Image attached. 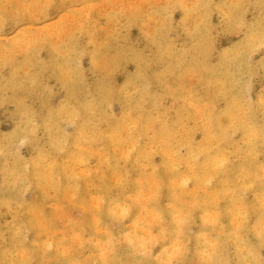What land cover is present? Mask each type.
<instances>
[{
    "label": "bare ground",
    "instance_id": "1",
    "mask_svg": "<svg viewBox=\"0 0 264 264\" xmlns=\"http://www.w3.org/2000/svg\"><path fill=\"white\" fill-rule=\"evenodd\" d=\"M50 5L70 7L66 14L61 12V18H69L67 28L53 25V20L30 25L37 11L45 18ZM212 7L213 0H0V35L7 25L21 30L11 40L0 39V102L14 101L21 117L11 135L0 137V203H8L24 182L33 183L46 201L28 203L13 213L5 227L9 247L0 249V264H221L228 245L234 247L237 264H264L257 249L264 244V164L247 169L264 148V120L256 119L261 107L264 113V98L246 93L252 89L248 74L253 72L247 50L256 34L264 33V0H222L217 6L233 28L243 22L246 8L260 13L254 23H242L247 28L242 46L233 49L232 58L222 53L217 66L209 62ZM176 10L181 13L177 26ZM134 26L145 47L127 41L124 29ZM172 29L184 41L180 49L168 35ZM82 53L89 54L99 74L95 95L84 78ZM130 61L137 65L127 76L135 94L125 92L123 115L116 120L110 113L117 93L114 79ZM46 72L65 88L66 101L58 107L51 106L42 86ZM155 87L164 93L157 94ZM38 89L45 92L41 99L46 116L40 123L38 111L28 102ZM166 93L188 99L209 119L206 128L202 126L204 142L183 138L188 157L177 158L176 151L163 149L173 143L172 128L165 126L154 139L121 148L125 133L134 137L136 129L148 128L152 108ZM221 97L228 105L215 113ZM39 124L49 133L51 150L25 162L16 149L29 141ZM85 127L92 128L90 134L83 132ZM236 129L246 136L244 156L240 153L237 163L223 148ZM213 138L218 141L215 150ZM115 151L131 167L139 165L132 182L125 183L123 177L132 172L129 165L116 170ZM60 152L68 161L58 158ZM157 153L162 162L154 166ZM12 157L15 161L9 164ZM92 160L95 166H90ZM104 160L111 163L112 172L102 171ZM144 162L152 167L150 175L140 164ZM252 189L257 200L250 202L245 195ZM227 196L234 198L232 203L220 207L219 199ZM48 200L54 201L49 209ZM252 213L255 223L249 227ZM196 218L201 229L194 232ZM24 230H33L36 241L26 244ZM157 243L161 249L154 253ZM191 246L195 262L189 258Z\"/></svg>",
    "mask_w": 264,
    "mask_h": 264
},
{
    "label": "rangeland",
    "instance_id": "2",
    "mask_svg": "<svg viewBox=\"0 0 264 264\" xmlns=\"http://www.w3.org/2000/svg\"><path fill=\"white\" fill-rule=\"evenodd\" d=\"M222 0H213V7L210 12V20L212 22V27L210 28V31L207 33L208 38L212 40L213 47L211 50V54L209 57V62L212 65H219L220 64V58L222 53L228 54L229 58H232L234 53L233 49L238 46H242V43L244 39L246 38V32L247 28L242 23H248L252 24L256 20L259 11L253 8H246L244 10V13L242 15L243 22L238 24L237 28H233L229 25V22L225 18L222 11L218 10L217 6L220 4ZM70 9V7L62 5V7H57L56 5H50L46 9V17H42L40 12L37 11L35 18L30 23L31 26H41L47 25L52 23L53 25H59L61 27L67 28L69 26V22L67 21L69 18L65 19L66 10ZM64 12L62 18L61 15ZM50 14V15H49ZM58 15V16H57ZM181 13L179 10H176L173 15V21L175 25L177 26L180 23ZM61 18V20L59 19ZM64 17V22L62 21ZM37 18H39V21H37ZM58 20L55 22L54 19ZM71 18V17H70ZM55 19V20H56ZM61 21V23L59 22ZM66 21V23H65ZM47 22V24H46ZM55 22V23H54ZM68 22V24H67ZM63 23V24H62ZM66 25H65V24ZM68 25V26H67ZM67 26V27H66ZM191 27V25H190ZM64 28V30H65ZM18 31V32H16ZM124 31L127 32V37L130 42H133L137 44L140 47H145V42L140 36V31L138 27H131L130 29H124ZM21 32L20 28L16 25H7L5 27L4 33L0 35V39L2 38L4 42L7 40H11L12 38L16 37V35H19ZM16 33V34H15ZM170 34V35H169ZM13 35V36H12ZM170 38H173L175 40V48L180 49L184 43L182 39L177 38V33L174 29L172 31H169L168 33ZM258 35V38L255 40H252V46L250 49L247 50L248 52V59L251 60L252 69L253 72L250 75L249 81L252 83V89L249 91L250 93H247V96H256V97H262L264 98V63H260V61L264 60V33L256 34ZM4 37V38H3ZM6 39V40H5ZM92 48V47H90ZM242 48V47H241ZM21 56V53L19 54ZM37 57V56H36ZM90 56L88 53H82L81 54V67L84 71V78L86 81V84L91 89V93H94V89L98 83L99 80V74L94 71L91 67V61ZM59 62H62V59L59 57ZM137 69V65L135 62H128L124 65L121 69H119L116 72L115 75V88L117 90V93H115V98L112 101L111 104V115L116 119H120L123 115V105L121 103L123 96L125 95V92L129 91L133 94L134 93V84H131L128 82L127 76L129 74H133ZM5 70H8V67H5ZM246 74L248 72H245ZM175 82L180 83V79H175ZM42 86L46 89V92L49 96V101L51 106L58 107L61 103L66 101V91L63 87V84L61 81H59L56 77L50 74V72H46L45 76L42 79ZM155 92L157 94H161L163 91L155 87ZM193 90V88H191ZM199 91L197 88H194V91ZM51 91V92H50ZM45 92H43L41 89H38L36 92V95L33 97L28 98L29 104L34 108V110L38 111L36 113L35 118L39 119V123L41 122L40 118H44L45 120V110L42 109L43 101L41 99L42 95ZM90 93V94H91ZM164 93V92H163ZM95 95V93H94ZM56 96V97H55ZM57 97H59L57 99ZM62 97V98H61ZM134 97V96H133ZM57 99V100H55ZM185 99V101H184ZM55 100V101H54ZM2 105V106H1ZM228 105V101L226 98H218L215 102V113H222ZM184 108H187L188 112L186 113L184 111ZM200 108L196 107L195 104H191L188 99L186 98H177L173 94H164L163 98L161 100H158L157 103L152 108V114L149 115V119L151 117V123L149 124L147 129H136L133 134L134 137H130L129 135L126 136L123 139V143H119V146L122 148L127 147L129 143H133L132 141L135 140H141L143 142H148L149 139H154L157 134L160 132L159 129H163L166 127L172 128V135H173V143L171 147H163L165 151H171L174 150L176 153L177 158H183L188 157V151H189V145L183 143L184 139L188 142V138H190V141L199 144L204 142V131L206 128V124H209V119L199 110ZM42 112V115H41ZM133 116L136 115V112H131ZM157 114V115H156ZM197 116V117H196ZM20 114L17 111V105L12 100H2L0 102V137L6 138L17 128L19 122H20ZM226 120H228V117H223ZM256 119L259 123H262L264 120V113L263 108L261 107L257 113H256ZM205 121V122H204ZM223 122L224 126H227V121ZM203 122V123H202ZM65 120L63 121V124H65ZM106 125V122L104 126ZM102 126V125H101ZM71 129V127L69 126ZM33 132L31 133V137L29 141L26 143L20 144L16 151L19 152L20 156L24 159L25 162H28L29 160L33 159L34 157H37L39 153L44 151L51 150V145L49 142V133L45 129V127L41 124L38 126H34ZM181 130V131H180ZM92 131L91 127H85L83 129V132L85 134H90ZM185 133H184V132ZM136 132V133H135ZM183 132V133H182ZM184 138V139H183ZM130 141V142H129ZM176 141V142H175ZM243 141V142H242ZM246 142V136L243 134V131L241 129H236L234 131L230 132L229 137L225 140L223 144V148L225 149V153L229 157L230 160L237 163V159L241 158L240 153L244 156V152H242V148ZM175 145V146H174ZM218 141H216L214 138L212 139V146L214 147V150L217 148ZM237 145V146H236ZM237 151V152H236ZM17 152V153H18ZM116 152V151H115ZM117 153V164H116V170L125 169L128 167V165L131 167V163H127V160L124 155H122L120 152ZM123 157V158H122ZM61 160L68 161L66 158L63 157V153L60 152V155L58 157ZM153 164L154 166H159L162 162L161 156L157 153L155 154L153 158ZM200 161L203 160L202 156H200ZM15 159L12 157L9 164L14 163ZM97 161L92 160L90 163V166H95ZM141 166H144L145 172L147 175L151 174V165L149 162L140 163ZM264 164V148L259 150V153L256 156L255 162L247 163V169L254 170L257 165ZM118 165V166H117ZM104 166V167H103ZM138 164H134L131 168L132 172H130L127 175H124V180L126 182H132L133 178L138 174L136 172V168L138 167ZM101 168L104 172H112V166L109 161H102L101 162ZM257 169V168H256ZM19 189V188H18ZM23 191V192H22ZM132 191H137V189L132 188ZM48 192L50 195H54V191L50 188L48 189ZM23 195V196H21ZM9 196V195H8ZM246 200L247 201H256L257 200V193L255 190H250L246 193ZM10 200L8 203H0V249H4L3 247H9L10 242V232L6 230V223L13 221V213L17 212L23 207L24 205H27L28 203H37V204H43L46 201L44 198L42 199V195L39 191V189L30 182H24L21 186V188L18 191V194L9 196ZM233 197L227 196L222 197L219 199V206H230V204L233 201ZM52 200V199H51ZM221 200V201H220ZM54 201H47V208L49 209L51 205L53 206ZM8 211V212H5ZM71 213L76 212L77 210L74 207H70L69 210ZM8 214V215H7ZM62 221V222H61ZM61 225H65V220L61 219ZM255 223V215L252 213L249 216V227L252 226ZM193 229L196 231H200L201 229V222L199 218H196L193 222ZM24 236L26 238L25 243L29 244L34 241H36V235L33 230H24ZM247 238L254 242L256 240L255 237H253V234L251 231H246ZM154 253H158L161 249V245L159 243L154 245ZM38 249L41 251L42 246H39ZM258 254L261 257V259L264 260V244H260L257 247ZM193 251V247L190 248V255L189 258L191 261L195 262V257L191 255V252ZM221 259H223L221 264H237V257L235 256V251L233 245H228L227 247V253L221 254ZM229 256V257H228ZM228 258V259H227ZM42 264H49L46 263V261H43ZM153 264V263H152Z\"/></svg>",
    "mask_w": 264,
    "mask_h": 264
}]
</instances>
